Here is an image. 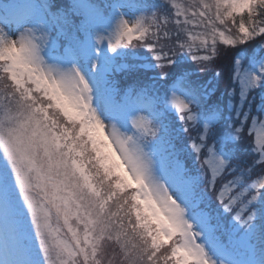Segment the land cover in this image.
Here are the masks:
<instances>
[{"label":"rangeland","instance_id":"1","mask_svg":"<svg viewBox=\"0 0 264 264\" xmlns=\"http://www.w3.org/2000/svg\"><path fill=\"white\" fill-rule=\"evenodd\" d=\"M244 1L249 5L256 0H168L167 8L138 7L141 4L134 0H71L73 8L82 14L78 24L67 25L59 23V13L51 16V9L45 7L48 0H0V58L7 61V69L32 79L51 107L68 109L89 121L125 181L138 188L137 197L144 202L141 214L147 212L150 222L161 228L162 241L179 239L177 255L181 264H255L253 255L258 248L253 238L258 212L253 208L258 202L249 190L258 185L249 182L250 175L240 173L218 187L216 179L227 175L230 157L225 149H218V144H223L218 142L203 152L202 143L213 127L212 118L198 115L199 119H206L203 118L205 122L199 131L197 119L188 114L194 125L189 128L190 146L196 151V158L203 160L206 170L203 168L201 178L212 175L209 185L216 203L203 205L194 200L191 183L183 178L187 169L183 163L172 166L164 147L157 150L145 141L160 131L157 103L145 102L143 96H128L120 103L114 100L118 90L117 82L112 81L113 72L123 69L119 61L127 51L132 58L138 57L143 50L154 49L153 40L167 32L172 40L146 52L154 60L152 65L161 61L154 52L164 47H170L172 53L183 49V28L205 30L190 32V37L201 44L198 39L209 36L208 19L231 17L233 9ZM258 13L259 17L264 14V8ZM163 19L168 29L154 28L152 22ZM231 32L245 33L236 26ZM244 35H248V41L249 34ZM146 56L139 63L135 58L132 69L127 68L146 67ZM168 63L173 67L185 60ZM116 65L119 68L115 70ZM263 68L264 60L261 71ZM237 70L239 105L232 106L236 117L242 116L248 122L255 145L261 147L264 105L258 108L243 104L254 90L258 72L251 59L237 62ZM167 89L170 92L166 97L165 92L155 94L156 101L161 98L165 103L164 112L190 109L192 99L184 91L183 81L169 84ZM4 91L0 84V264H36L32 253L35 251L61 257L63 252L67 253V247L84 250V239L90 236L97 240L105 234L107 224L104 206L98 203V193L88 172L76 158L61 151L60 137L46 123V107L45 112L31 108L24 115L12 111L8 106H15L14 102L4 99ZM229 127L233 129V125ZM227 214L232 226L228 231L223 219ZM212 215L221 222L224 244L218 245L211 235ZM55 220L60 222L61 229ZM63 225L66 238L58 233Z\"/></svg>","mask_w":264,"mask_h":264},{"label":"trees","instance_id":"2","mask_svg":"<svg viewBox=\"0 0 264 264\" xmlns=\"http://www.w3.org/2000/svg\"><path fill=\"white\" fill-rule=\"evenodd\" d=\"M139 1H144L143 6L146 5V8L159 5L167 8L166 2L169 3L168 0H152V3ZM48 2L52 10L60 14L57 16L59 23L72 25L80 22L79 14L82 13L73 8L71 0H48ZM255 2L258 3L257 0ZM255 2L249 5H245V1L241 2L233 9L231 17L228 15L224 18L208 19L209 36L205 40L199 38L201 44L190 37V32L196 31L194 28L189 27V30L186 29L187 27L183 28L186 35L183 49L172 53L169 52L170 47H164L154 52L156 59L161 60L158 65H152L154 60L152 56H146V52L160 45L164 46L166 41L172 40L173 37L169 32L154 39L151 45L154 49L143 50L144 53L138 57L132 58L127 51V55L119 61L123 69L119 72L114 71V76L112 74L110 76H113L112 81L117 82L118 91H115L113 99L118 100L119 103L128 96H143L142 98L146 100L151 98L156 101L155 97H158L155 95L156 92H165L163 96L166 97L170 92H167L169 84L172 86L184 82L186 93L192 99L190 109L181 113L164 112L165 103L159 98L156 101V108L160 110V131L152 137L145 138V141L149 145L153 144L157 150L164 147L165 153L171 158L172 166L178 162L183 163L187 168L183 178L191 183L194 200L200 201L203 205L215 204V193L211 192L209 185L212 175L209 173L210 176L206 174L205 178H201L203 168L206 170L203 160L196 158L197 153L190 146L189 128L194 125L188 114H192L197 119L195 124L197 130L201 128L199 131L202 130L204 119L212 118L210 124L213 127L207 141L204 139L202 143L203 152L206 151L207 146L218 142L223 143L218 144V149H225L230 157L229 165H226L225 170L227 175L216 179L218 187L226 184L228 179L238 177L240 173L250 175L249 182L258 185L249 190L251 197H256L254 200L258 202L253 208L258 212L253 238L258 251L253 256H256L255 264H264V145L261 147L255 145L254 133L250 132L248 122L242 116L236 117L235 107L232 106L236 103L239 105L240 83L237 62L247 59L258 65V79L254 90H251L243 104L247 106L251 103L258 105V108L264 105V96H262L264 68L262 71L260 69L264 60V14L259 17L258 13L264 8V0H259L261 8ZM1 11L3 12V9ZM167 11L165 10V19L168 18ZM165 19L152 22L154 28L168 29L164 23ZM234 26L239 28L240 32L241 29L244 30L245 33L243 35L232 33L231 28ZM244 34H249L248 41H246L248 35ZM145 56L144 61L147 62V66L136 65L131 70L133 67L131 62L136 58L139 63ZM167 56L174 57V60ZM181 60H185V63L178 65L176 63L173 67L167 65V62L171 64L173 61L175 63ZM129 66L131 69L127 68ZM117 68L119 67L116 65L115 70ZM0 84L5 89L4 99L10 98L14 102L15 106H8L12 111L24 115L31 111L29 110L31 108L44 112V107L47 108L46 123L48 128L60 137L61 151L69 157L76 158L85 167L98 193V203L104 206L103 217L107 224L103 236L97 240H93L90 236L88 240L84 239L87 246L84 250L67 247L65 248L67 253L63 252L61 257L47 255L48 251L36 254L31 246L32 251H35L32 253L36 257V264H181L177 255L179 239L175 237V240L168 238L162 241L161 228L150 222L147 212L141 214L140 206L144 202L137 197L138 188L125 181L121 170L112 160L105 144L95 135L89 121L68 109L67 111L62 107H51V104L45 101L46 96L43 91L35 88L32 79L27 75L21 77L17 70L7 69V61L3 57L0 58ZM260 91L263 93L259 95ZM242 100L241 98V104ZM200 114L205 118L199 116V119L197 116ZM230 125H233V131L229 129ZM197 135L198 132L196 137ZM36 191L38 190L35 189ZM217 218L216 215H212L209 221L213 225L211 235L219 245V243L224 244V240L221 237L222 229L219 228L221 222ZM223 219L227 231L229 228L231 230L230 216L227 214ZM55 223L61 229L60 222L55 220ZM28 225L29 223L26 227ZM62 229L58 233L66 238L67 229L64 225ZM72 251L74 254L71 253ZM68 254L70 258L66 259Z\"/></svg>","mask_w":264,"mask_h":264}]
</instances>
